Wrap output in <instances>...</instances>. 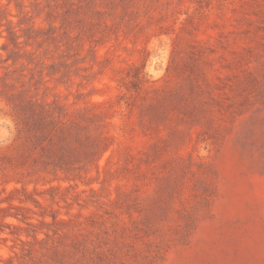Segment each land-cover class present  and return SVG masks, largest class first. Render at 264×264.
<instances>
[{"label":"rangeland","instance_id":"rangeland-1","mask_svg":"<svg viewBox=\"0 0 264 264\" xmlns=\"http://www.w3.org/2000/svg\"><path fill=\"white\" fill-rule=\"evenodd\" d=\"M0 264H264V0H0Z\"/></svg>","mask_w":264,"mask_h":264}]
</instances>
